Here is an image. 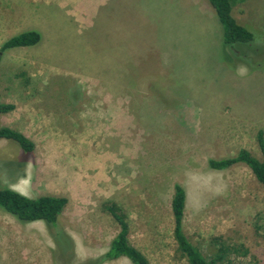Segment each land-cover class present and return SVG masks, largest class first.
Returning <instances> with one entry per match:
<instances>
[{
	"label": "rangeland",
	"instance_id": "374dc122",
	"mask_svg": "<svg viewBox=\"0 0 264 264\" xmlns=\"http://www.w3.org/2000/svg\"><path fill=\"white\" fill-rule=\"evenodd\" d=\"M234 16L255 41L233 48L208 0H0V48L29 30L40 44L4 53L0 125L35 144L0 141V185L68 199L61 216L70 264L108 252L127 216L150 264H189L178 251L172 201L187 194L183 229L220 264H264V185L244 164L209 160L241 150L264 161V0ZM43 222L0 209V264H67ZM105 264H131L126 258Z\"/></svg>",
	"mask_w": 264,
	"mask_h": 264
},
{
	"label": "trees",
	"instance_id": "16d2710c",
	"mask_svg": "<svg viewBox=\"0 0 264 264\" xmlns=\"http://www.w3.org/2000/svg\"><path fill=\"white\" fill-rule=\"evenodd\" d=\"M240 1V0H239ZM238 0H208L215 11L219 24L223 29V43L233 48L239 44H250L255 41L254 33L247 29L234 16V5ZM246 25V26H245ZM42 34L37 30L22 32L5 42L0 48V62L5 52L16 48L34 47L41 43ZM15 110L11 104L0 102V119L2 116ZM7 140L16 144L25 154H32L35 144L23 133L9 127L0 125V141ZM259 142L264 152L263 134H259ZM237 164L246 165L255 175L259 183L264 185V161L253 157L248 151L241 150L236 157L222 160H209V167L213 170L223 171ZM68 199L58 196H41L30 198L10 187L0 185V209L15 217L21 223L43 222L59 249V257L67 264L73 259V240L65 232L61 224V216L68 205ZM187 194L181 185L175 186V194L172 201V211L175 219L174 236L178 244V251L186 257L189 264H220L225 259V253L229 248L222 245L215 256L207 257L186 236L183 223ZM106 212L113 216L120 226V232L112 241L108 252L94 260L83 264H105L119 258L128 259L131 264H150L148 258L129 240V224L126 214L116 204H106Z\"/></svg>",
	"mask_w": 264,
	"mask_h": 264
},
{
	"label": "crops",
	"instance_id": "0c3cea01",
	"mask_svg": "<svg viewBox=\"0 0 264 264\" xmlns=\"http://www.w3.org/2000/svg\"><path fill=\"white\" fill-rule=\"evenodd\" d=\"M214 13H215V11H214ZM216 15V14H215ZM129 230H130V226H129ZM129 236H130V232H129ZM129 240H130V237H129Z\"/></svg>",
	"mask_w": 264,
	"mask_h": 264
}]
</instances>
